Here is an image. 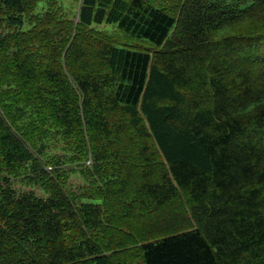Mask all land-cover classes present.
<instances>
[{
    "label": "trees",
    "instance_id": "1",
    "mask_svg": "<svg viewBox=\"0 0 264 264\" xmlns=\"http://www.w3.org/2000/svg\"><path fill=\"white\" fill-rule=\"evenodd\" d=\"M0 264H264V0H0Z\"/></svg>",
    "mask_w": 264,
    "mask_h": 264
},
{
    "label": "rangeland",
    "instance_id": "2",
    "mask_svg": "<svg viewBox=\"0 0 264 264\" xmlns=\"http://www.w3.org/2000/svg\"><path fill=\"white\" fill-rule=\"evenodd\" d=\"M106 27H108V26H106ZM70 181L72 182V181H74L75 183H79V181H81L80 179H76L75 177H72L71 179H70ZM29 189V188H28Z\"/></svg>",
    "mask_w": 264,
    "mask_h": 264
}]
</instances>
